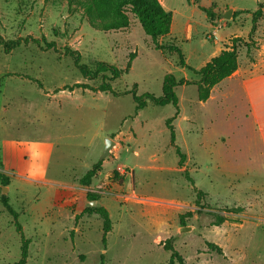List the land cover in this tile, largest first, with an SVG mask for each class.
I'll return each instance as SVG.
<instances>
[{
	"label": "rangeland",
	"instance_id": "rangeland-1",
	"mask_svg": "<svg viewBox=\"0 0 264 264\" xmlns=\"http://www.w3.org/2000/svg\"><path fill=\"white\" fill-rule=\"evenodd\" d=\"M200 1L213 2V18L232 9L231 17L237 19L220 29L222 37L231 31L245 33L251 14L264 3ZM168 2L180 7L184 0ZM129 16L126 29L104 32L90 27L80 12L69 11L64 1L0 0V38L22 37L10 52L0 46V170L2 150L12 142L18 162L27 158L30 163L37 157L22 142L48 144V176L74 184L86 172L85 165L99 159L86 192L98 195L96 206L106 208L112 222L104 246L102 220L83 212L90 206L86 197L75 198L59 213L61 202L52 204L53 184L29 182L15 173L7 176L9 184H0V196L9 198L30 241L26 264H166L170 251L163 245L169 238L186 264H264V146L255 140L257 128L239 92L217 96L203 107L195 85L175 87L180 117L173 125L176 143L186 154L179 168L165 126L174 113L171 104L147 101L135 113L131 94L57 90L74 83L97 86L103 74L88 79L74 65V57L63 53L66 47L77 51L90 71L97 62L124 68L134 53L129 71L111 83L117 91L136 83L137 94L160 96L164 75L181 77L179 57L168 50L178 47L176 42L165 35L157 39L161 48H156L139 21ZM258 24L252 35L256 44L255 37L264 40V8ZM27 36L31 38L25 41ZM204 38L212 36L207 33ZM49 42L55 47L47 49ZM189 44L200 49L195 38ZM254 48L258 44L245 55L240 44V60ZM192 73L187 75L195 79ZM260 126L264 132V118ZM107 138L114 144L100 159ZM184 169L207 193L201 204L209 207L194 204ZM0 209V264H12L20 258L21 239L13 217L1 204ZM189 211L192 216L181 225L179 216ZM216 214L225 218L218 226L213 225ZM182 226L190 230L179 233ZM208 242L217 244L221 253L210 250Z\"/></svg>",
	"mask_w": 264,
	"mask_h": 264
},
{
	"label": "trees",
	"instance_id": "trees-1",
	"mask_svg": "<svg viewBox=\"0 0 264 264\" xmlns=\"http://www.w3.org/2000/svg\"><path fill=\"white\" fill-rule=\"evenodd\" d=\"M45 2H66L68 10L74 12H80L83 18L87 21L90 27L96 30L109 32L118 31L126 29L130 25L131 14L135 19H137L145 32L146 35L150 36L152 42L156 48H161L157 44V39L167 35L170 31V25L172 21V15L170 12L166 11L161 5L159 0H44ZM199 9L203 11L209 18V21H213L211 15L212 5L209 7H204L198 5ZM264 8V3L259 4V8L255 10L251 16V27L250 32L247 36V40L244 37L236 36L230 39V44L226 45L225 48L216 56L212 57L207 61L201 68L195 70L190 66H187L184 61V56L177 46H169V51H174L179 57V63L181 67H186L194 74L199 76L198 79H177L174 74L167 73L163 77L162 81V93L160 96H155L152 93L145 92L142 94H137L136 86L134 83L131 89H126L124 91H117L113 86L112 82L118 79L124 73H127L131 66V60L134 57V53L129 55L128 61L124 68H119L104 62H97L96 67L93 71H90L84 64L79 61L78 52L71 50L70 48H64V54L71 55L74 57V65L79 69L81 73L86 75L88 79L93 80L102 74L100 83L97 86H91L85 83H74L72 85H65L57 90H69L72 91L76 88L88 89L93 92H104L113 95L119 94H131L133 101L135 103V113L144 108L147 101H151L156 105H166L171 104L174 107V113L165 119V126L169 131V145L173 147L174 152L178 157L177 166L182 168L185 164L186 154L181 150L180 146L176 143V132L173 121L177 119L180 114L179 100L175 93V87L179 85H189L193 84L197 87L198 100L204 101L210 95L211 88L218 84L221 80L229 77L238 67V48L241 45L245 46L247 53L250 49L254 47L255 41L252 39L257 26L258 20L262 16ZM30 36L24 38L25 41L30 39ZM34 41L39 43L38 39L32 38ZM22 37L16 39L3 40L0 38V46L5 52H10L12 49L20 45ZM40 45V44H39ZM54 42L46 43V48H54ZM108 73V74H107ZM101 161L98 160L92 166L86 170L84 175L79 179L78 183L83 186H89L92 177L95 175L99 168ZM1 165V162H0ZM184 178L191 184L192 190L195 194L194 204L200 209L209 207V204H201L205 201L207 193L195 185L194 179L190 176L189 172L184 169L182 172ZM0 181L2 186H6L9 183L8 177L0 172ZM86 199L91 201H96L98 195L92 192H86ZM0 201L4 209L13 217V224L15 226L16 232L21 239V253L18 261L12 264H26L29 256V243L30 241L24 237L22 227L17 221L18 213L11 207L9 199L6 195L0 196ZM90 205V204H89ZM84 213L88 215L95 214L99 216L102 220V243L106 244V234L112 228V222L109 217V213L103 206H88L84 208ZM193 212L189 211L185 214L179 216V221L181 225L184 224V219L191 217ZM225 221L224 217L215 215L213 225H221ZM207 246L210 250L217 253H221V248L213 243L208 242ZM163 247L170 251V259L166 264H186L184 258L181 254L174 249L172 238H169L164 243Z\"/></svg>",
	"mask_w": 264,
	"mask_h": 264
},
{
	"label": "crops",
	"instance_id": "crops-1",
	"mask_svg": "<svg viewBox=\"0 0 264 264\" xmlns=\"http://www.w3.org/2000/svg\"><path fill=\"white\" fill-rule=\"evenodd\" d=\"M159 2L164 9L172 15L170 31L166 37L176 42L184 56L186 65L195 70H198L212 57L218 55L226 45L230 44V39L232 37H246L250 32L251 24H248L245 33L231 31L223 37L219 36L218 33L220 29H224L237 18H229L221 28L215 31L214 26L222 25L220 22L224 20V18H222L224 13L220 19L215 17L213 21H209L206 14L198 7V5L209 7L213 2L203 3L199 0L198 3H194V0H184V2L180 3V7H173L168 0H159ZM233 8L234 10H239L237 7L233 6ZM217 11L218 10L215 8L214 12L217 13ZM239 12H241V9ZM258 28H260L259 24L257 26V29ZM207 33L214 35L211 40L204 38ZM194 38L200 45V49L196 48L195 45L189 44ZM254 39L258 41V48H254L250 53V56H245L242 61L239 57L241 50L239 51L237 69L229 77L221 80L211 88L209 97L202 101V105L205 107L210 101L215 100L217 96L220 95L228 98L240 94L243 101L249 106V119H251L252 123L257 128L255 140L261 142L264 146V132L260 126V118H264V40L257 37ZM257 44L255 43V45ZM244 54H249L247 53L246 48ZM180 70L182 72L180 78L190 79L187 72L192 73V71L186 67H181ZM192 74L195 79L199 78L197 74ZM225 86L229 87L228 91H224ZM237 92H239V94H237ZM178 117H180V114ZM13 144L15 146L16 143H8L4 150H2L4 165L0 172L5 176L13 177L16 174L29 182L53 184L55 190L51 197L52 204L54 206L57 205V202H61V206L58 208L59 213L60 211H66L67 206L76 201L75 198L82 201V197H86V190L88 187L83 186L78 182L74 184L70 181H60L59 179H53L48 176V144L41 142H22L23 146L27 145V147L36 155L37 159L34 163L25 162L27 158L23 160L21 159L20 162H18L16 158V148L14 149ZM13 159L15 160L14 163ZM95 162H97V160L86 164L84 167L85 170H88ZM8 169L11 170V175L9 174L10 171H8ZM59 188H61V190H59ZM0 204L2 205L1 201ZM22 209L24 210L27 208L23 206ZM77 210L81 211L82 209L79 210L78 208ZM75 215L76 214H74L73 217H75ZM68 216H70V214Z\"/></svg>",
	"mask_w": 264,
	"mask_h": 264
},
{
	"label": "water",
	"instance_id": "water-1",
	"mask_svg": "<svg viewBox=\"0 0 264 264\" xmlns=\"http://www.w3.org/2000/svg\"><path fill=\"white\" fill-rule=\"evenodd\" d=\"M231 14H232V10L229 8L226 10V12H224L223 17L225 19H229L231 17ZM113 144H114V141L112 139H109V138L106 139L104 149H103V152H102L100 159L104 158L107 155V153L109 152V150L113 146ZM5 191H6V187H3L2 192H5ZM89 204H90V206L94 207V206H96V201H91ZM189 230H190L189 227L182 226L179 228V233L189 231Z\"/></svg>",
	"mask_w": 264,
	"mask_h": 264
},
{
	"label": "built area",
	"instance_id": "built-area-1",
	"mask_svg": "<svg viewBox=\"0 0 264 264\" xmlns=\"http://www.w3.org/2000/svg\"><path fill=\"white\" fill-rule=\"evenodd\" d=\"M215 27V31L216 30H218L219 28H221V26L219 25V26H214ZM212 37L214 36L213 34H210ZM126 150H128L127 148H126ZM101 193H103V192H101Z\"/></svg>",
	"mask_w": 264,
	"mask_h": 264
}]
</instances>
